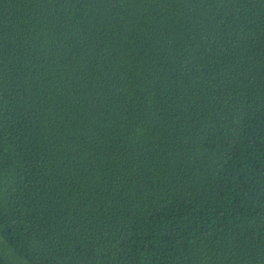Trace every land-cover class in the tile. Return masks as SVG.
Wrapping results in <instances>:
<instances>
[{"label": "trees", "instance_id": "16d2710c", "mask_svg": "<svg viewBox=\"0 0 264 264\" xmlns=\"http://www.w3.org/2000/svg\"><path fill=\"white\" fill-rule=\"evenodd\" d=\"M0 264H264V0H0Z\"/></svg>", "mask_w": 264, "mask_h": 264}]
</instances>
